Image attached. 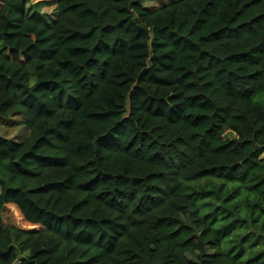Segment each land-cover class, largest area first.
Wrapping results in <instances>:
<instances>
[{"label": "trees", "instance_id": "1", "mask_svg": "<svg viewBox=\"0 0 264 264\" xmlns=\"http://www.w3.org/2000/svg\"><path fill=\"white\" fill-rule=\"evenodd\" d=\"M142 1L3 0L0 264H264V0Z\"/></svg>", "mask_w": 264, "mask_h": 264}, {"label": "rangeland", "instance_id": "2", "mask_svg": "<svg viewBox=\"0 0 264 264\" xmlns=\"http://www.w3.org/2000/svg\"><path fill=\"white\" fill-rule=\"evenodd\" d=\"M38 0H28V4H27V9L28 11L31 10L32 6L34 3H36ZM161 1H167V0H143L142 4L145 6H152L155 5V2H161ZM3 2V0H0V4ZM155 3V4H154ZM41 11L44 12L50 19H55L56 17V8L55 7H42ZM16 120V121H14ZM18 122L15 124H11V122ZM21 119L16 118V117H12L10 119H8L7 122H1L0 123V135L9 137V138H16L18 136H20L21 134L24 133L25 130V126L21 123ZM7 216V218H10L15 224H17L20 227H25L24 225H22L19 222V216L17 215V213L15 212L14 209L10 208L7 210V213L4 214L3 216Z\"/></svg>", "mask_w": 264, "mask_h": 264}, {"label": "crops", "instance_id": "3", "mask_svg": "<svg viewBox=\"0 0 264 264\" xmlns=\"http://www.w3.org/2000/svg\"><path fill=\"white\" fill-rule=\"evenodd\" d=\"M3 3V2H2ZM2 3L0 4V6L2 5Z\"/></svg>", "mask_w": 264, "mask_h": 264}]
</instances>
